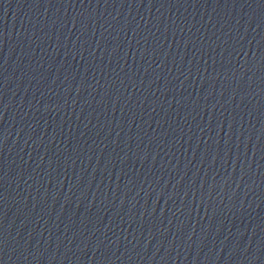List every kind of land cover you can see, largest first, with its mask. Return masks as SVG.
I'll use <instances>...</instances> for the list:
<instances>
[{"label": "water", "instance_id": "95a60500", "mask_svg": "<svg viewBox=\"0 0 264 264\" xmlns=\"http://www.w3.org/2000/svg\"><path fill=\"white\" fill-rule=\"evenodd\" d=\"M0 264H264V0H0Z\"/></svg>", "mask_w": 264, "mask_h": 264}]
</instances>
